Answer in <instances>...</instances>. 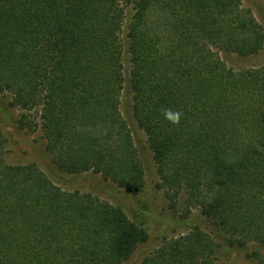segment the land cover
I'll list each match as a JSON object with an SVG mask.
<instances>
[{
	"label": "trees",
	"instance_id": "1",
	"mask_svg": "<svg viewBox=\"0 0 264 264\" xmlns=\"http://www.w3.org/2000/svg\"><path fill=\"white\" fill-rule=\"evenodd\" d=\"M263 46L240 0H0V93L19 130L39 127L60 173L134 193L145 174L120 111L126 86L157 187L209 229L139 264H217L223 250L264 264V64L223 60ZM165 108L182 113L179 126ZM4 141L0 131V264H123L147 240L120 208L62 190L35 164H6Z\"/></svg>",
	"mask_w": 264,
	"mask_h": 264
},
{
	"label": "rangeland",
	"instance_id": "2",
	"mask_svg": "<svg viewBox=\"0 0 264 264\" xmlns=\"http://www.w3.org/2000/svg\"><path fill=\"white\" fill-rule=\"evenodd\" d=\"M241 7L247 9L264 32V1L240 0ZM131 12L127 11L125 24L129 21ZM225 64L234 69L257 67L264 64V46L254 57L237 58L234 55L223 56ZM128 56L123 58V75L127 79ZM10 95L0 93V131L4 137L3 159L6 164H35L48 179L64 191L77 190L80 193H90L98 199L121 209L123 214L134 224L143 228L147 240L140 244L130 259L123 264H139L141 260L152 254L167 240L176 239L198 227L208 233L207 223L194 208L177 202L171 208L169 200L163 191L157 187L159 182L155 172L151 152L145 142L144 134L136 128L130 113V94L127 87L121 92L120 111L128 123L134 139L139 158L144 168L145 183L139 192L126 193L110 181L103 180L100 175L85 173L81 175H66L60 173L46 151V142L39 127L28 133L17 128L16 120L20 111L9 106ZM38 124L37 118L34 120ZM38 126V125H37ZM217 264H247L241 252L221 251L217 255Z\"/></svg>",
	"mask_w": 264,
	"mask_h": 264
},
{
	"label": "clouds",
	"instance_id": "3",
	"mask_svg": "<svg viewBox=\"0 0 264 264\" xmlns=\"http://www.w3.org/2000/svg\"><path fill=\"white\" fill-rule=\"evenodd\" d=\"M162 114L169 123L179 126L182 117L181 112L172 110L170 108H165L162 110Z\"/></svg>",
	"mask_w": 264,
	"mask_h": 264
}]
</instances>
